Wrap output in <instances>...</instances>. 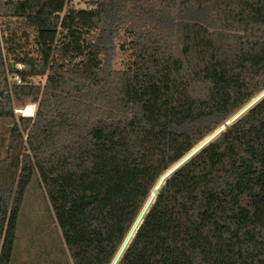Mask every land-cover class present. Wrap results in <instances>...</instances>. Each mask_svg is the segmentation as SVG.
Segmentation results:
<instances>
[{
    "label": "trees",
    "instance_id": "16d2710c",
    "mask_svg": "<svg viewBox=\"0 0 264 264\" xmlns=\"http://www.w3.org/2000/svg\"><path fill=\"white\" fill-rule=\"evenodd\" d=\"M71 2H0V264H42L17 245L33 181L62 242L44 260L111 264L161 176L264 91V0ZM118 264H264V97L167 178Z\"/></svg>",
    "mask_w": 264,
    "mask_h": 264
},
{
    "label": "rangeland",
    "instance_id": "374dc122",
    "mask_svg": "<svg viewBox=\"0 0 264 264\" xmlns=\"http://www.w3.org/2000/svg\"><path fill=\"white\" fill-rule=\"evenodd\" d=\"M70 5H75L76 7H85L86 6V0H72ZM128 54H129L128 51L121 50L120 46H119L115 52V57H114V61H113L114 67L122 68L124 66V64L127 62ZM27 107L32 108L31 115H34L35 111H36V105L35 104H29V105H27ZM24 109H22V110H24ZM21 115H25V114L21 113ZM240 117L241 116H239L238 119ZM10 124H11V122L8 120H0V151H1L2 155H4L5 147L7 145L8 136H9L8 129H9ZM222 131L223 130H221L219 132L217 131L218 133H216L215 135H214V133L211 134L210 136H212V135H214V136L206 139L203 147L208 145L217 136H219V134ZM203 147H201L198 151H195L194 153L192 152L193 154L183 164H185L191 157H193ZM178 168H176V170ZM170 175H168L166 177V179ZM164 183H165V181L162 183V185ZM162 185L160 186V188L162 187ZM17 233H18L17 245L22 246V247L23 246L25 247L26 245H34V246L39 245L40 246V250L43 253H45L43 255L44 258L42 260V264H49V262L45 261L44 259L46 257L51 258L49 256V252L51 249H53V247H54L53 245L56 246V248H55L56 250L54 251V253L56 252L55 257L60 259V260H63V258H64L63 254H62V252H60V249H61L60 245H62V242L56 233V227L53 223V220L51 219L50 214L48 213L47 200H46L41 188L39 187V185L35 181H33L27 189V192L25 195V201L23 204V209H22L20 217H19ZM38 249H39V247H38Z\"/></svg>",
    "mask_w": 264,
    "mask_h": 264
},
{
    "label": "bare ground",
    "instance_id": "6f19581e",
    "mask_svg": "<svg viewBox=\"0 0 264 264\" xmlns=\"http://www.w3.org/2000/svg\"><path fill=\"white\" fill-rule=\"evenodd\" d=\"M22 113H24L25 115H31V112H32V108H28L27 106L25 107L24 110H21ZM220 128H223V127H220ZM219 129V128H218ZM217 129V130H218ZM209 137H211L210 135L208 137H206L203 141H201L196 147L198 148L199 145L201 143H204V141L206 139H208ZM196 147H194L188 154H186L183 158H181L175 165H178L185 157H187L190 153H192L193 151L196 150ZM175 165H173L172 167H174ZM170 168L168 170L167 173H169L171 171V169L173 168ZM166 174H163L161 176V178L159 179L158 183H157V187H160L162 185V183L165 181L166 177L167 176H164ZM168 175V174H167ZM155 198V195L154 193L152 192L147 203L145 204L146 206H144V210H142L143 212L140 213V215L137 217L136 221L134 222L131 230L129 231L128 235L126 236L125 240H124V243L123 245L120 247V249L118 250L117 254L115 255L114 259L112 260L111 264H116L118 262V260L120 259L121 255L123 254L124 250L126 249L127 245L129 244L130 240L132 239L133 237V234H134V231L136 229V227L138 226L140 220H141V217L143 216V213L147 210L148 207H150V205L152 204L153 200Z\"/></svg>",
    "mask_w": 264,
    "mask_h": 264
},
{
    "label": "water",
    "instance_id": "95a60500",
    "mask_svg": "<svg viewBox=\"0 0 264 264\" xmlns=\"http://www.w3.org/2000/svg\"><path fill=\"white\" fill-rule=\"evenodd\" d=\"M264 97V91L263 92H261L258 96H256L252 101H250L245 107H243L239 112H237L234 116H232L229 120H227L221 127H223V128H220L219 127V129L218 130H215L213 133H214V135L216 134V133H218L219 131H221V130H225L226 129V127L227 126H229V125H231L232 123H234L235 121H236V119L238 120V117L239 116H242L248 109H250L255 103H257L261 98H263ZM20 113H22L21 112V110L19 111ZM218 131V132H217ZM222 131V132H223ZM212 133V134H213ZM214 135H212L211 137H213ZM205 142V141H204ZM205 143H201L200 145H199V147L197 148L196 147V150L195 151H198L201 147H203V145H204ZM195 151H193V153L195 152ZM193 153H191V154H189L187 157H185L178 165H175L174 167H172L173 169H171V171L169 172V173H167V172H165L164 174H166V175H164V176H168V175H170L172 172L174 173L175 171H176V168H178L181 164L183 165V163L193 154ZM181 165V166H182ZM180 166V167H181ZM179 167V168H180ZM178 168V169H179ZM172 173V174H173ZM168 174V175H167ZM167 180V179H166ZM165 180V181H166ZM159 189H160V187H157V185L155 186V188L153 189V193H154V195L156 196V194L158 193V191H159ZM149 199V198H148ZM148 201V200H147ZM147 201H146V203H147ZM145 203V204H146ZM144 206H146V205H144ZM151 206V205H150ZM144 208L145 207H143V209L142 210H144ZM148 209H149V207L147 208V210L146 211H148ZM141 210V212H143ZM146 211L143 213V216L141 217V220H140V222H139V224H138V226L136 227V229H135V231H134V234H133V236L135 235V233H136V231H137V229H138V227H139V225L141 224V222H142V219H143V217H144V215H145V213H146ZM140 212V213H141ZM140 215V214H139ZM131 230V229H130ZM133 238V237H132ZM132 240V239H131ZM131 240H130V242H131ZM130 242H129V244H130ZM124 243V242H123ZM123 243H122V245H123ZM129 244L127 245V247H126V249L128 248V246H129ZM121 245V246H122ZM126 249L124 250V252L126 251ZM123 252V253H124ZM123 255V254H122ZM122 255H121V257H122ZM121 257H120V259H121ZM120 259L118 260V262L116 263V264H118L119 263V261H120Z\"/></svg>",
    "mask_w": 264,
    "mask_h": 264
},
{
    "label": "built area",
    "instance_id": "2783aa9c",
    "mask_svg": "<svg viewBox=\"0 0 264 264\" xmlns=\"http://www.w3.org/2000/svg\"><path fill=\"white\" fill-rule=\"evenodd\" d=\"M22 0H0V2H10L15 3ZM0 40L2 41V23H1V16H0Z\"/></svg>",
    "mask_w": 264,
    "mask_h": 264
}]
</instances>
